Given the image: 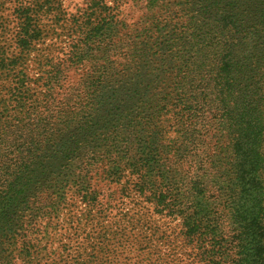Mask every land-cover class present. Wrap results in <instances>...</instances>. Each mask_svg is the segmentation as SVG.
<instances>
[{
	"label": "trees",
	"instance_id": "1",
	"mask_svg": "<svg viewBox=\"0 0 264 264\" xmlns=\"http://www.w3.org/2000/svg\"><path fill=\"white\" fill-rule=\"evenodd\" d=\"M52 3L18 7L13 49L26 55L42 41L49 29L37 20ZM146 3L159 13L151 28L140 30V43L152 39L147 50L157 75L143 85L136 77L118 86L107 81L111 60L85 79L62 83L58 66L40 58L31 79L25 60L0 44V264H154L143 246L120 261L111 246L123 245L122 238L107 231L97 233V243L87 241L88 251L72 263L36 243L51 234L50 220L68 204V192L85 204L87 219L93 209L108 210L113 200H99L95 176L123 180L127 193L177 220L191 264H264V0ZM106 7L87 31L82 19L72 23L79 48L71 63L97 48L109 54L123 35L115 7ZM164 21L166 30L153 40ZM64 86L68 94L61 93ZM108 114L119 117L104 121ZM171 231L159 237L172 264H180L182 244ZM158 233L157 227L142 237ZM61 251L68 252L64 244Z\"/></svg>",
	"mask_w": 264,
	"mask_h": 264
},
{
	"label": "rangeland",
	"instance_id": "2",
	"mask_svg": "<svg viewBox=\"0 0 264 264\" xmlns=\"http://www.w3.org/2000/svg\"><path fill=\"white\" fill-rule=\"evenodd\" d=\"M51 1H53L51 7H49L51 10L37 20L39 23L45 24L44 26L49 31L45 32L42 41H37L33 48L24 55L19 52V48L13 49L10 44L14 42L13 36L16 35L21 21L17 9L20 5H29L32 0H0V26L3 28L0 30L2 34L0 44L3 49L10 46L9 55L12 53L17 59L25 60L24 72L28 78L32 79L39 72L38 62L40 58H43L44 62H52L53 65L58 66H54V68H59L60 73H62L60 76L62 83L76 82L80 78L85 79L86 74L90 73L94 67L109 60L112 63H110L107 73V76H109L107 81L112 80L117 86L124 83V80L134 83L136 82L135 79L138 78L142 81L138 83L143 85L145 80L156 78L157 71L152 69L150 63V59L154 58L152 50H147L152 45V39L148 40L150 45L145 46V43H140L142 36L140 37L139 34L142 28H151L153 18L159 13L156 7L147 4L146 0H120L118 4L109 0ZM105 5L115 7L113 12L115 11L118 14L119 21L125 26L123 35H118V40L111 51L108 52L109 54L104 55L102 50L97 48L93 50L94 55L91 58L71 63L72 50L79 48L78 45L74 47L72 41L74 40L72 37L76 35L72 34V23L78 22L79 24L78 20L82 19L84 24L88 26L85 30H89L94 20H97L98 17L95 18V16H98V11L102 10V6H104L103 9H107ZM91 10H97V12L91 14ZM164 24L165 21L161 30L159 27L156 28V31L154 30L153 40L159 39L162 31L166 30L167 26ZM149 34H152V30ZM92 45L95 46L94 43ZM136 48H140L139 52L134 53ZM37 55H39L38 58ZM154 67H159V64L154 65ZM2 75L0 73V78ZM69 92L66 86L61 88L62 94H68ZM118 117V114H108L103 120L115 122ZM95 178L96 176L93 178L92 183L97 187L99 200L103 203L111 198L113 200L108 210L105 213H95L93 209L92 213L95 216L87 219L84 215L85 204L80 202L79 198L73 200L70 192H68L66 194L68 204L65 208H61V213L57 217L50 220V223L54 226V229L49 230L51 234L48 237L44 235H42L43 237H36V243L38 242L39 246L45 245L47 250L54 252V258L65 259L67 262L72 263L77 254L81 252L85 254L88 251L87 248H84L87 241L91 239V241L97 243L99 241V238L96 237L97 233L107 231L110 236L122 238L123 245L113 246V244L111 246L120 261L125 262L135 254L137 247L143 246L148 248L152 260H156L154 264H172L171 258L167 256L169 254L168 245L162 243L164 239L159 237L160 234L166 235L172 230L171 237L174 236V241L182 244L180 248L176 249L179 252L176 256L182 259L180 264H191L189 259L193 256V253H191L190 246L185 247L182 243L177 220L154 213L153 206L149 202H146L142 197L133 195V192L127 193L125 191L124 186L129 184L123 180L121 183H114L105 178L101 181ZM68 208H73L70 217L66 213ZM141 221L152 229L148 230L144 227V232L136 231L134 224ZM39 224L42 228L46 223L41 221ZM157 227L160 233L152 235L150 240L142 237L146 232L152 233ZM127 237L129 239L134 238V240L131 242L126 241ZM63 244L68 250L66 253L61 251V245ZM159 257L162 260L157 259Z\"/></svg>",
	"mask_w": 264,
	"mask_h": 264
}]
</instances>
